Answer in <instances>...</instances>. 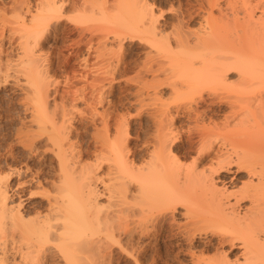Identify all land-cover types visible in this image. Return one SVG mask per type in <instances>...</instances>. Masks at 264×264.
I'll return each instance as SVG.
<instances>
[{"label": "bare ground", "instance_id": "obj_1", "mask_svg": "<svg viewBox=\"0 0 264 264\" xmlns=\"http://www.w3.org/2000/svg\"><path fill=\"white\" fill-rule=\"evenodd\" d=\"M31 1L0 0V29L9 26L20 33L10 43V49L21 53V65L29 72L24 83L32 96L25 108L30 112L29 120L15 129L14 140L32 155L38 148H35V138L38 140V134L44 132L48 140L45 143L57 157V168H53L51 176L37 167L51 177L47 179L42 171L33 169L34 172L27 176L25 173L23 180L14 183L13 189L12 183H8L9 174L21 175L30 166L24 171L8 165L9 173H0V264H13L16 260V264H33L40 259L62 258L70 260V264H113L116 249L137 264H157L156 252L164 248L168 251L167 245L171 252L175 250L169 260L172 257L175 264H264V134L250 132L254 128L264 130V1L258 0L261 5L257 17L255 4L225 14L219 9L220 19L232 21L239 27L238 32L254 29L257 40L250 44L248 51L224 49V54L216 56L208 51L214 32L212 11L201 14L198 29L190 31L183 27L200 12L197 8L182 9L181 27H172L167 34L164 24L157 21L145 0ZM245 3L251 2L242 0ZM96 17L110 21L112 26L101 28L102 31H98L100 26L94 28L88 24L93 27L88 28L87 23ZM67 19L77 24L74 25L77 38L69 40L71 52L77 53L84 44L89 51L97 50L98 56L109 42L122 46L125 36L134 35L156 51L174 44L178 48L179 72L189 76L188 80L174 83L166 73H161V64L154 66L150 59L143 61L141 72L151 74L152 81H143L140 74L137 78L140 72L133 79L142 78L140 84L145 94L156 103L159 101L154 107L153 101L148 102L152 108L147 109L144 107L149 105L147 101L135 93V113L125 116L117 111L118 114L103 107L106 99L103 90L108 87L107 83L111 88L115 67L120 61L116 51L106 49L105 62L111 77L105 73L111 80L100 79L105 74L98 75L99 78L94 76L93 82L86 83L90 96L81 95V102L88 108L82 111L83 114L88 110V115H82L81 121L90 122L92 128V149L86 151L91 154L90 161L83 160L86 149L81 150L77 139L74 140L79 129L74 124V101L70 102L72 110L63 107L67 104L60 106L56 102L50 110L53 106L45 97L46 75L42 78L44 60L37 51L46 35L52 34L54 39L61 37L64 27L67 28ZM2 50L0 44V85L12 67L8 60H2ZM230 69L238 71V90L247 89L248 80H257V89L248 97L251 103L243 117L231 113L224 116L222 123H217L210 120L211 112L207 115L205 107L200 110L197 106L204 96H210L211 85L227 80ZM104 78L109 79L107 87L101 84ZM167 86L171 88V97L162 100ZM205 87L208 89L203 93ZM184 88L185 92L193 91L196 95L182 103L178 99ZM77 91L73 95L77 96ZM76 96L73 99L77 102ZM213 96L211 101L216 98ZM219 97L222 96L215 100L221 103ZM180 118L188 124L185 129L179 125ZM234 138L242 143L237 144ZM230 142L234 144L232 147ZM140 150L144 151L141 155ZM178 155L191 157L190 163L180 162L182 157ZM238 183L241 184L236 186ZM25 188L31 189L28 197L38 192L39 196L45 195L40 196L45 200L23 205L26 200L22 202L17 193ZM16 194L18 200L14 197ZM177 215L184 220L181 222ZM166 238H171V242L165 244Z\"/></svg>", "mask_w": 264, "mask_h": 264}, {"label": "rangeland", "instance_id": "obj_2", "mask_svg": "<svg viewBox=\"0 0 264 264\" xmlns=\"http://www.w3.org/2000/svg\"><path fill=\"white\" fill-rule=\"evenodd\" d=\"M92 1L94 2V0H92ZM257 1L258 0H256V1L250 0L251 3H245V4H242V0H231L230 2H228L227 0H145L144 2H145V4H147L146 6H148V8H150V10H152V13H153L154 17L157 18V21L161 24H164L163 25L165 28L164 31H166L167 34H168V32L170 34V32H171L170 30L172 29V27H173V29H174V27L175 28L181 27L182 23H180V22L182 19H181L180 14H181L182 9L183 10L184 9H190V7H191V8H193V10H196V8H197V10L200 12L199 15L194 16V19L192 21L188 22V24H186L185 27H183L185 30H190V31H194V30L198 29V27H199L198 23H199V20L201 18L200 17L201 14H206L209 11H212L211 19H212V23L214 26L213 27L214 32L209 39V45H210L209 47L210 48H208V51L211 54L214 52V54H215L214 56H216L219 54L222 55V53L224 54L226 50H228V51H231V50L248 51L250 49V44L254 43L257 40V34H256V31L254 29H249V30H246L244 32H241V31L238 32L237 28H239V27H235V24H233L232 21H229V20L225 19L224 17L220 19V17H219L220 16V14H219L220 10L219 9L222 10L221 13L225 14V12L228 13L231 10H237L238 9L241 11L245 5H249V4L254 5L255 4L254 5V7H255L254 13H255V16L257 17V15L260 11V5L264 0H261V3L259 1L258 2ZM257 6H259V8ZM68 8L69 7L67 6L66 10ZM109 8H111V7H109ZM109 8H108V10H109ZM69 13L70 12H67V14H69ZM70 14H72V13H70ZM239 16H241V15H239ZM97 18H99V17H96L95 20L90 21V22L86 21V22H88L87 25L88 24L94 25L93 26L94 28L95 27L98 28L100 26L98 31H100L101 28L102 29H104V28L108 29V27L112 26L110 21L105 20L104 18L97 20ZM70 21L71 20L65 21L67 28H65L66 26L64 27L65 30H64V33L62 35H60L61 37L54 39V36H52V34L46 35L45 38L43 37L42 41L37 46V51L39 50L38 53L41 54V57H43V60H44V61L42 60L43 64L41 66L42 67L41 69L44 72V74L42 73V76H43L42 78H44V75H46L45 78L47 80V83H46L47 86H45V88L47 87L46 89H48L47 91L45 90L46 91L45 97L48 99L47 102L49 105L51 104V106H53L55 104L54 102H56L57 104L60 103V106L67 104V105H65L66 107L65 106H63V107L68 109L69 107H72L71 103L74 101V103L76 104V108H74L75 106L73 107L74 108L73 110H74L75 116H76L74 124L76 126L79 125V129L77 130V132H78L77 138H75L74 140H76V139L78 140V141L76 140V142H77V144H79L78 146L81 145L80 146V147H82L81 150L84 151V148L86 149L84 151L85 153L83 152L84 153L83 160H89L90 161L91 157H89V155L91 156V154H90V152L87 154L86 151L89 150L90 148L92 149L91 145H93V140H91V135H90L92 133L91 132L92 128L90 127L91 126L90 122H88L86 120H84V122L81 121L82 115L83 116H84V114L88 115V110L86 111L87 113L82 114V111L84 109H88V108L86 107L85 104H83L84 101L81 102L83 100L81 95H84L88 92L86 83L89 84L91 82V80L93 82L94 81L93 78L98 77V75H102V74L106 75L108 73L107 68L109 65L107 64V62H105V60H107L106 57L108 55V54H106L108 52V50H106V49L114 50V52L116 51V55L118 54L117 56L120 57V61L118 62V65L116 64L117 66L115 67V71H114L115 74L113 73L114 76H113V80L111 81L113 83L111 88H110L109 84L107 83L109 79L111 80V78H109L107 76L108 75L110 76L111 74L108 73V75H106V76L102 75L101 76L102 78L99 76L100 79H103V77L109 78L108 80H106L107 78L106 79L104 78L105 81L100 80V81H104V82H101V84L104 83L102 85H104L105 87L108 86L106 89L104 88V86H102L104 88V90H103L104 93L106 92V94L104 95L106 99L103 102L104 103L103 107L109 108L113 111L115 110L116 113H118V112H120L121 114L123 113L125 116L126 115L128 116L129 114L132 115L135 113L134 111H136L135 106L137 105V102L135 103V100H134L135 95H136L135 93H137L140 97H142L141 100L144 99L145 102L147 101V104H149L153 101V104H152L153 107L159 101L158 100L156 103V100L154 101V98L150 99L147 96V94H145L146 91H145V89H143L144 88L143 85H141L143 83L142 80L147 81V82L152 81L151 74H143L141 72L142 71L141 69H143V68H141L143 61L150 59L155 64L154 66H156L157 64H161L162 65L161 73L162 72L166 73L167 76H169V81H171V82L174 81V83L175 82L180 83V82H183L185 80H188L189 76L185 77V76L181 75L179 72L178 62H177V56H178L177 49L178 48L174 44H172V46H170V47H167L166 49L163 48V49L156 51V49L154 47H151L150 44L145 43L140 38H138L137 36H134V35L132 36V35L128 34L129 35V36L127 35L128 38H127V36H125L124 40H122V44H121L122 46H119V44H117V43H116L117 45H115V43L109 42L108 46H110V47L108 48V46L106 45L105 50L103 47V50L101 52L102 54H100V55L98 54V56L96 54V52H98L97 50L95 51L94 49H92L89 51L85 46H83L84 44L82 45V48L80 47L81 49H79L80 51H77V53L71 52L70 45H69L71 41H69V40H70V38H77V30L74 27V25H77V24L74 23V21L73 22H70ZM83 21H84V19H83ZM85 24H84V26H86ZM90 25H88V28L92 27ZM62 28H63V26H62ZM16 29L15 28L13 29L9 26H6L4 28L2 27L0 29V44L3 45V49H4L1 51V58L3 61H5V59L8 60L7 62L11 63V66H12L11 69H9L10 72L8 74V77L0 85V173L1 174H5V172L9 173L10 169H8V168H10L12 166H13L12 167L13 169H14V167H16V169H18V170L22 168V169H24V171L26 170L25 168L30 166L28 168H30L31 170L29 171L28 168H27L26 172H23V170H22L23 174H21L22 176L20 174H18V175H20L19 177H18V175H15L16 173H14V175H13V173L9 174L10 178H8V183H10V184L12 183L11 185H13V187H10L11 189H13L14 186H16L14 183H17L18 181H21V180H23V178H25L23 176L25 173H26L25 175L27 176L30 174V172H34L33 169H36V170L38 169V171L40 170V172L42 170L45 173L47 172L46 175L48 173L52 174L53 168L56 166L55 164H57L56 155L52 152L51 149H49V145L46 144V143H48V142H46L48 140H46V138H44L47 135L44 132H41L43 134H40L38 132L39 133L38 135L40 137H38L36 135V137H38L39 141L36 140V138H35L36 142L34 141V144L37 146H35V145L34 146H35V148L38 147L39 149L37 148L38 151H36L37 149L34 151L35 156H32V155H34V153L32 155H30V154L28 155L26 152L27 151L26 148L23 145L17 143L16 140H14L16 138V130L15 129H18L19 126L23 127V125H25V123H26L25 120H27V122L29 120L30 112L28 110H25V108H26L28 102L30 101V99L32 97L29 95L30 92L27 91L28 85L25 84L26 83L25 79L27 76L26 73L28 74L29 72H26L27 68L26 67L24 68L23 64L21 65V60H20L21 59L20 58L21 53L17 49H10L11 48L10 43H13L15 40H17V38L20 35V33L17 32ZM106 31H108V30H106ZM103 32H105V31H103ZM166 32H164V33H166ZM94 34H95V32H94ZM238 34L241 36L238 37ZM100 49H102V48H100ZM224 49H225V51H223ZM87 51H89V52H87ZM100 51L101 50H99V52ZM18 58L20 60L19 61L20 63L18 62ZM84 58L87 59L86 65H84L85 64ZM178 58H179V56H178ZM139 69H140V71H139ZM105 72H107V73H105ZM138 72H140V73H138ZM136 74L138 75V77L136 76ZM139 74L142 75L143 79L142 78H141L142 80L138 79V80H141L138 82V80H135L133 78H136V77L140 78L141 76ZM237 75H238L237 70L230 69L226 73L227 80L224 81V83L211 85V87H209L210 92L212 91L211 94L214 95L213 97H215V95H216V98H214V100L217 99L218 96H222V97H219V99L222 101L221 103L216 102V100L215 101L212 100L213 102H216L215 104H213V102L211 101L212 95L210 94V96H209V94H207L209 96L208 97L206 94H204V95H206V96H204L205 97L204 99H207V100L209 99V101L211 103H209V101H206V100H205V102H203L204 101V99H203L200 102L202 105L199 104L197 106V108H200V110H202L203 107H205L206 110L205 109H203V110L207 111V115H208V112H211V114L209 113V115H208L211 117L210 120L214 119V122L217 120L216 121L217 123H222L225 119L224 116H226L227 114H230V115L238 114L239 115L238 118H241L244 116V113L247 112L246 108L249 107L250 103H251V101L248 99V97L251 96L254 93V91L257 89L255 87L257 84L256 83L257 80H252V81L248 80V82L246 84L249 83L250 85L249 84L246 85L247 89L238 90L240 87H239V84L237 82V79H238ZM161 76H162V74H161ZM34 80L36 81V79H34ZM37 81L39 83L40 80L38 79ZM43 83H45V82H43ZM106 83H107V86H106ZM226 85H229V87ZM84 86H85V89H84ZM231 86H233V87H231ZM75 88H76V90H79V93H80V91L85 92L83 94L80 93V97H81L80 100L78 97L79 96L78 91H77V96L73 95V92H74V94L76 92ZM79 88H82V89H79ZM109 88H110V90L111 89L112 90L110 91ZM206 88L208 89V87H205L203 89V93H206L205 92ZM170 89L171 88H169L168 86L163 89L162 97H161V99L163 98L162 100L167 99V98L170 99V97H171V95H169ZM107 90H108V92H107ZM185 90L186 89L184 88V92H185ZM184 92H181V95L178 99L182 103L188 102L191 96L196 95L195 92H193V91L188 90V92L187 91L185 93ZM89 93H87V96H90ZM71 94L73 96H71ZM74 96L78 97L77 102H76V100L73 99V98H75ZM144 101H142V102H144ZM69 104H71V105H69ZM152 105L149 104V105H146L144 107L145 108L147 107V109H148V108H152ZM54 107L55 106H53L52 108L50 107V110L53 109ZM84 107H86V108H84ZM103 107H101V108L99 107V110L100 109L103 110ZM208 107L210 109H208ZM212 108H214V109L212 110ZM69 109H71V108H69ZM144 110H146V109H144ZM83 112H85V110ZM233 112H235V113H233ZM180 119L181 120L178 121L179 125L181 127H183L182 129H185L187 127L186 125H188V124L185 120H183V118H180ZM85 122H88V123H85ZM80 123H81V125H80ZM84 123L87 127L86 126H83V127L88 131H85L84 128L82 127V125H84ZM80 126H81V128H83L82 131L80 130L81 129ZM147 127L148 128L151 127L153 129V127L151 126L150 123L148 124ZM79 130H80V132H79ZM250 132H256L259 135L264 134L263 129H261V131H260L256 128H254ZM248 134L252 135V133H248ZM257 135H255V136H257ZM42 137H43V139H42ZM216 141H218V140L216 139ZM228 141H227V144H228ZM234 141L237 144L242 143L237 138H234ZM45 144L48 146V148H45V147H47V146H45ZM229 144L231 147L234 145L232 142H230ZM9 145L11 148L9 147V149H8ZM43 146H44V148H43ZM227 146H225L227 149L231 148V147H227ZM237 147H239V146H237ZM87 148H89V149H87ZM44 149L45 150L49 149V150L44 151ZM6 150L7 151L9 150L8 154L11 151L9 155L7 154ZM47 151H50V152H47ZM142 151L143 150L139 151L140 155L142 154ZM37 152H38V154H36ZM143 153H144V151H143ZM190 154H191V152H190ZM27 155L30 157H28ZM7 156H8V158H7ZM87 157H88V159H86ZM179 157H182V158H179L180 162L184 161L185 164H189L191 161V157L190 158L187 156L183 157L181 155ZM37 167L42 168V170L37 168ZM56 168H57V166H56ZM54 170H56V169H54ZM43 171L41 174L44 173ZM54 172H56V171H54ZM45 173H44V175H45ZM239 175H241V174H239ZM51 176H46V178L51 177ZM239 184H241V183H238V185H236V186H239ZM16 189L17 188H15L14 191ZM33 190L34 189H32V191ZM30 192H31V189L25 188V190L23 192L19 191L17 193L19 196L16 194V196L14 195V197L17 198V196H18L21 201L23 200L22 202H24L26 200L24 204L22 203L23 205H26V206L27 205L29 206V204H26V203H31V202L38 203L37 200L38 201L43 200L44 197L40 198V196H42L43 194L39 196L38 192L36 194L37 196L34 194L32 196V198L28 197L27 193L29 194ZM39 192H41V191H39ZM19 193L20 194L23 193L24 195L21 194V195H23L21 197V195ZM25 195L27 197H25ZM43 196H45V195H43ZM16 200H18V198ZM44 200H45V198H44ZM30 206H32V204H30ZM182 209H183V207H179V210H182ZM178 217H179L180 221L184 220L183 216L179 215ZM179 219H177V220L179 221ZM171 240H172L171 238L170 239L166 238L165 244H168L167 242L170 243ZM167 247H168V245H167ZM167 247H166V249L168 251H166L164 248V251H163V249L160 250V252L162 251L163 253L162 252L161 253L156 252L157 255H155V258H157V256H158V258L156 260L157 264L158 263L159 264H164V263L166 264L170 260V256L172 255V253L175 250L173 252H171L172 249H170L168 247L171 250L170 251ZM117 250L118 249H116L115 254H114L115 257H113V260H112L113 264H135L136 263L132 257H129V256L127 257L126 254H124L123 252H121L119 250H118L119 251V253H118ZM166 252H167V254H166ZM165 254L169 255L168 256L169 259H167L168 257H166ZM159 256H160V258H159ZM163 257H164V259H163ZM130 258H131V260H130ZM14 262H13V264H16L17 260L15 263ZM70 262L71 261L68 260L67 258L55 259V260H49V259L41 260L40 259V260L35 261L33 264H70ZM171 262L169 261V264H175V263H173L172 257H171ZM7 263H9V261H7ZM74 263H76V262H74ZM142 264H145V262Z\"/></svg>", "mask_w": 264, "mask_h": 264}]
</instances>
